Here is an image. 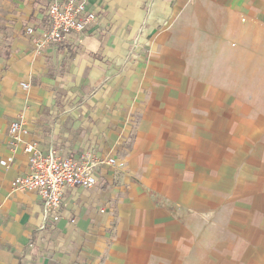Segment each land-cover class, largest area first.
I'll list each match as a JSON object with an SVG mask.
<instances>
[{
  "label": "crops",
  "instance_id": "obj_1",
  "mask_svg": "<svg viewBox=\"0 0 264 264\" xmlns=\"http://www.w3.org/2000/svg\"><path fill=\"white\" fill-rule=\"evenodd\" d=\"M50 1L0 0V264H264V0H89L37 52ZM31 143L117 167L41 231Z\"/></svg>",
  "mask_w": 264,
  "mask_h": 264
},
{
  "label": "built area",
  "instance_id": "obj_2",
  "mask_svg": "<svg viewBox=\"0 0 264 264\" xmlns=\"http://www.w3.org/2000/svg\"><path fill=\"white\" fill-rule=\"evenodd\" d=\"M47 14L49 25L46 31L35 35L32 28L26 30L28 36L36 37L37 52L65 44L69 38L84 34L98 23V15L90 10L89 0H51ZM21 129V123H14L11 136L14 137ZM26 152L30 156V173L15 180L12 186L18 191H34L41 197L44 216L41 231H45L49 223L55 224L60 220L68 189H92L100 184L98 170L101 165L117 167L116 160L112 158L98 161L87 155L74 160L57 150L45 156L39 152L37 143L27 145ZM12 160L8 158V162ZM2 164L6 165V162ZM104 212L105 208L100 209V213Z\"/></svg>",
  "mask_w": 264,
  "mask_h": 264
},
{
  "label": "rangeland",
  "instance_id": "obj_3",
  "mask_svg": "<svg viewBox=\"0 0 264 264\" xmlns=\"http://www.w3.org/2000/svg\"><path fill=\"white\" fill-rule=\"evenodd\" d=\"M264 50H261V52H263ZM262 68V67H261Z\"/></svg>",
  "mask_w": 264,
  "mask_h": 264
}]
</instances>
